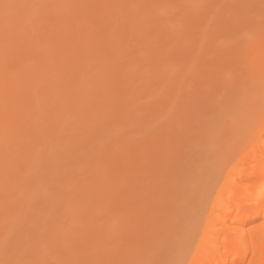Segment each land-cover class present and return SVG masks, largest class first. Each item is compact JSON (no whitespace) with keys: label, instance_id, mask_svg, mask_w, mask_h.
I'll use <instances>...</instances> for the list:
<instances>
[{"label":"rangeland","instance_id":"1","mask_svg":"<svg viewBox=\"0 0 264 264\" xmlns=\"http://www.w3.org/2000/svg\"><path fill=\"white\" fill-rule=\"evenodd\" d=\"M0 67V264H177L264 127V0H0Z\"/></svg>","mask_w":264,"mask_h":264},{"label":"bare ground","instance_id":"2","mask_svg":"<svg viewBox=\"0 0 264 264\" xmlns=\"http://www.w3.org/2000/svg\"><path fill=\"white\" fill-rule=\"evenodd\" d=\"M4 74H7V70L0 67V216L9 199L10 188H14L17 181L15 167L11 162L14 157V141L10 135L11 127L8 128L15 123L17 115L14 113L17 112L13 113L12 108L5 107L3 103L8 95L10 98L16 97L19 88L3 84ZM263 136L264 127L236 159L228 160L224 165L223 182L206 208L205 224L195 231L194 246L180 256L177 264H264ZM160 146L165 148L167 144L161 143ZM146 150L149 155L152 152L157 160L164 155L168 158L166 149L164 153L152 151L149 147ZM188 155V152L184 154L185 157ZM193 155L198 162L200 157L204 158L202 153ZM178 170L177 179L185 168L180 165ZM168 235L167 231L158 233L159 239ZM151 236L147 231L144 234L141 243L144 252L151 247Z\"/></svg>","mask_w":264,"mask_h":264}]
</instances>
